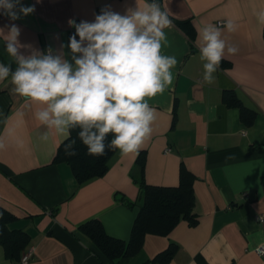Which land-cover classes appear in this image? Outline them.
Masks as SVG:
<instances>
[{"label":"crops","instance_id":"1","mask_svg":"<svg viewBox=\"0 0 264 264\" xmlns=\"http://www.w3.org/2000/svg\"><path fill=\"white\" fill-rule=\"evenodd\" d=\"M145 2L152 0H21L35 11L11 20L0 10V29L6 34L15 24L21 44L62 51L71 63L67 45L75 28L69 20L91 22L106 6L123 15ZM160 5L171 21L189 20L192 35L173 21L164 29L162 54L178 63L172 85L147 100L157 118L140 149L143 174L149 184L175 186L181 166L191 171L196 221L181 220L167 235L146 234L135 255L114 264H154L151 260L170 243L177 249L167 264H264L254 251L264 244V221L257 220L264 216V24L256 16L264 0H160ZM228 20L236 24L234 32L224 28ZM209 24L221 27L226 44L238 49L234 55L225 49L221 61L228 64H220L210 83L203 79L198 39ZM0 63H5L1 56ZM12 88L10 77L0 81V140L6 145L0 150V205L17 217L11 227L29 234L24 251H31L29 264H109L77 227L97 218L109 235L128 239L139 207L124 200L138 197L132 177L138 154L117 149L104 175L78 185L66 163L53 162L64 138L40 125L34 115L39 106ZM225 90L255 112L250 123L238 107L225 104ZM45 132L47 141L41 140ZM1 252L0 247V264H18Z\"/></svg>","mask_w":264,"mask_h":264},{"label":"clouds","instance_id":"2","mask_svg":"<svg viewBox=\"0 0 264 264\" xmlns=\"http://www.w3.org/2000/svg\"><path fill=\"white\" fill-rule=\"evenodd\" d=\"M0 10L17 20L33 13L35 5L0 0ZM256 16L264 24V9ZM68 23L75 28L67 45L73 54L71 63L62 51L53 54L49 48L41 52L21 44L20 28L15 24L6 34L0 29L6 52L16 64L13 70L10 63H0V81L10 77L12 91L39 106L36 120L49 132L68 140L66 155H77L76 139H71L74 129H79L77 139L89 155H104L106 148L118 149L122 155L138 154L150 139L157 118L147 100L172 85V69L178 63L175 56L161 51L166 43L164 29L172 24L167 11L152 0L127 9L123 15L106 6L91 22ZM224 28L234 32L236 24L228 20ZM198 39L204 61L203 79L210 83L225 49L230 55L238 49L226 44L221 27L216 25L203 27ZM21 49H29L30 54L25 55ZM109 134L112 139L106 144ZM48 139L49 133L45 132L41 140ZM5 147L0 140V150Z\"/></svg>","mask_w":264,"mask_h":264},{"label":"trees","instance_id":"3","mask_svg":"<svg viewBox=\"0 0 264 264\" xmlns=\"http://www.w3.org/2000/svg\"><path fill=\"white\" fill-rule=\"evenodd\" d=\"M156 2L160 4V0H156ZM172 21L189 37L192 35L189 20L173 19ZM0 56L5 64L9 63L1 52ZM220 64L221 66H226L228 63L221 61ZM222 100L228 106L238 107L243 121L246 123L252 121L255 112L245 107L235 92L231 90L223 91ZM78 131L79 129H74L71 132V139H76L75 149L77 155L68 156L65 154L64 146L68 143V140L64 139L57 147L53 162L66 163L70 167L76 183L80 185L92 178L104 175L108 170L109 159L116 150L106 148L104 155H89L87 147L77 139ZM111 139L112 136L109 134L106 144ZM144 164L145 153L142 150L139 151L136 157L132 173L133 181L138 187L137 200L136 202L124 200L128 206L136 204L139 207L127 240L109 235L103 223L97 218L88 219L77 227L78 231L86 236L107 257L109 264H114L122 258L135 255L143 244L144 236L148 233L167 235L181 220H187L190 224L196 221L194 212L195 194L193 190L194 174L184 166H181L177 185H153L145 181L143 174ZM16 219L17 217L13 213L0 205V245L5 258L10 260H19L30 239L26 231L10 226ZM176 249L177 245L170 243L151 262L154 264H167Z\"/></svg>","mask_w":264,"mask_h":264},{"label":"built area","instance_id":"4","mask_svg":"<svg viewBox=\"0 0 264 264\" xmlns=\"http://www.w3.org/2000/svg\"><path fill=\"white\" fill-rule=\"evenodd\" d=\"M221 24H223L222 21H218L217 22V25H221ZM72 35H73V32L72 31H69V38ZM77 39H79V37H77ZM257 220H259L260 222L264 221V216H261V215L258 216L257 217ZM254 251H255V253L257 255L264 257V244L257 246L254 249ZM30 258H31V251H26L23 254H21V256L19 258V261H18V264H29Z\"/></svg>","mask_w":264,"mask_h":264},{"label":"water","instance_id":"5","mask_svg":"<svg viewBox=\"0 0 264 264\" xmlns=\"http://www.w3.org/2000/svg\"><path fill=\"white\" fill-rule=\"evenodd\" d=\"M0 52L5 56L6 60L11 63L14 64L15 62L12 60V58L8 55V53L6 52V48H5V43L0 40Z\"/></svg>","mask_w":264,"mask_h":264},{"label":"rangeland","instance_id":"6","mask_svg":"<svg viewBox=\"0 0 264 264\" xmlns=\"http://www.w3.org/2000/svg\"><path fill=\"white\" fill-rule=\"evenodd\" d=\"M0 247H1V245H0ZM1 251H2L1 253H2V254H3V256H4V253H3V249H2V247H1ZM4 257H5V256H4Z\"/></svg>","mask_w":264,"mask_h":264}]
</instances>
